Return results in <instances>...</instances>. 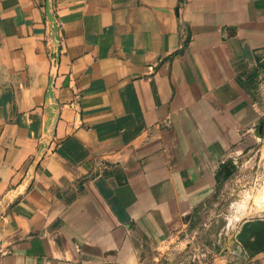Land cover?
Returning <instances> with one entry per match:
<instances>
[{"label":"crops","instance_id":"0c3cea01","mask_svg":"<svg viewBox=\"0 0 264 264\" xmlns=\"http://www.w3.org/2000/svg\"><path fill=\"white\" fill-rule=\"evenodd\" d=\"M51 3L54 75L47 0H0V264H188L264 138V0ZM223 242L264 264V234Z\"/></svg>","mask_w":264,"mask_h":264},{"label":"rangeland","instance_id":"374dc122","mask_svg":"<svg viewBox=\"0 0 264 264\" xmlns=\"http://www.w3.org/2000/svg\"><path fill=\"white\" fill-rule=\"evenodd\" d=\"M224 181L216 197L197 211V258L209 264L215 253H224L223 241L243 244L238 235L247 221L264 220V138ZM236 202L239 207L230 216L229 208ZM263 234L264 230H257L252 236Z\"/></svg>","mask_w":264,"mask_h":264},{"label":"water","instance_id":"95a60500","mask_svg":"<svg viewBox=\"0 0 264 264\" xmlns=\"http://www.w3.org/2000/svg\"><path fill=\"white\" fill-rule=\"evenodd\" d=\"M47 10H48V16L49 19L51 21L52 27L54 29V34H53V39H54V44L56 46V51L54 53V57H55V61L53 64V75L55 74V69L57 67L58 64V59H59V28L57 25V22L55 20V17L52 13V3L51 0H47ZM49 98L51 100V104L47 107L46 109V113H47V123H46V128L49 130L45 137H44V145L42 147V149L40 150L39 154H38V158L41 157L43 150L45 148V146L48 144L52 134H53V129H54V124L55 121L57 119L58 113L55 111L58 107V105L56 104L55 100H54V96L52 91H49ZM262 129V127H261ZM234 166L231 163L226 164L221 170H219L218 174H217V178L220 181H224L227 179V177L231 174V172L233 171ZM8 203V199L3 200L2 202H0V210ZM257 230H264V220L258 219V220H254V221H247L239 235L238 238L241 240V242L246 243L249 241V238L254 234L257 233Z\"/></svg>","mask_w":264,"mask_h":264},{"label":"built area","instance_id":"2783aa9c","mask_svg":"<svg viewBox=\"0 0 264 264\" xmlns=\"http://www.w3.org/2000/svg\"><path fill=\"white\" fill-rule=\"evenodd\" d=\"M188 264H209L207 261L197 258L195 255Z\"/></svg>","mask_w":264,"mask_h":264},{"label":"clouds","instance_id":"9594fccd","mask_svg":"<svg viewBox=\"0 0 264 264\" xmlns=\"http://www.w3.org/2000/svg\"><path fill=\"white\" fill-rule=\"evenodd\" d=\"M238 207H239L238 202H236L233 206H230V208H229V215L231 216V215L235 214V210Z\"/></svg>","mask_w":264,"mask_h":264}]
</instances>
